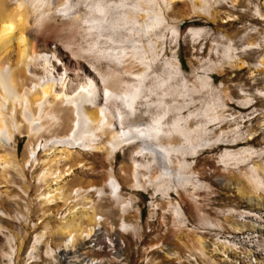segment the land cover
Masks as SVG:
<instances>
[{
	"label": "bare ground",
	"instance_id": "6f19581e",
	"mask_svg": "<svg viewBox=\"0 0 264 264\" xmlns=\"http://www.w3.org/2000/svg\"><path fill=\"white\" fill-rule=\"evenodd\" d=\"M45 2L0 0V231L6 230L8 217H18L22 198L30 211L40 214L26 227L27 235H15L7 228L3 239L10 250L1 253L0 258L19 263L27 236L33 231L34 243L26 257L38 259L37 249L44 246V258L48 260L44 264H51L56 254H70L77 262L81 258L77 248L95 233L107 241V252L114 258V246L120 251L128 244L119 233L133 232L136 227L126 220V207L131 201L120 195L121 187L150 189L153 196L168 203L173 215L183 219V212L169 201L167 191L186 194L188 187L203 185L194 179L195 168L187 159H195L201 148L223 142L227 133L220 132L209 141L212 132L207 128L233 118L222 113L221 82L211 88L210 74H192L184 79L174 56L163 60L166 71L163 67L156 72L149 46H158L161 51L164 31L172 43L176 42L178 28L186 20L200 17L207 26L189 27L186 35L194 43L199 37H211L215 31L220 34L226 44H221L224 49L220 59L212 65L215 74L223 75L226 70L264 69V36L258 43L250 37L244 45V50L263 52L258 64L235 56L239 52L235 48L239 30L233 28V14L237 13L236 19L242 17L235 9L240 0H84L87 11L83 15L71 11L75 5H69V0H56V7L69 14V25L83 21L94 33L95 39L84 50L74 48L67 38L44 37L42 30L51 27L46 24L50 6ZM224 7L228 9L223 11ZM257 18L263 19L259 11L249 16L251 22ZM221 19L225 25H217L215 31L208 25ZM120 29L131 35L129 42L116 39L114 33ZM216 47L209 45L214 55ZM200 50H195V55ZM254 80L264 81V77ZM195 86L212 91L211 100L196 102L192 98L198 91L193 89ZM254 96L264 98V93L257 91ZM238 131L235 133L241 141L253 136ZM21 138L25 139L22 148ZM118 152L122 159L115 171ZM260 156L264 157L263 149L224 150L218 162L238 176L219 177L218 181L249 207L264 209V163L245 164ZM162 182L172 183L173 187L163 189ZM113 201H119L118 211L112 208ZM243 215L261 218L254 213L227 211L224 222L232 233L262 231L248 225L241 219ZM56 216L58 219L53 220ZM208 225L204 227L221 230L220 225ZM241 236L244 240L253 238ZM214 241L210 250L207 247L211 244L201 235L193 237L195 248L191 254L195 263L201 259L210 262L217 254L235 255L230 241ZM169 250L166 248V253ZM238 254L246 256L244 251Z\"/></svg>",
	"mask_w": 264,
	"mask_h": 264
},
{
	"label": "rangeland",
	"instance_id": "374dc122",
	"mask_svg": "<svg viewBox=\"0 0 264 264\" xmlns=\"http://www.w3.org/2000/svg\"><path fill=\"white\" fill-rule=\"evenodd\" d=\"M43 1H46L45 3L49 4L50 6L48 10L49 12H47L49 15L47 14L48 18L46 24H51V27L46 30L45 28L42 30L44 31V37L46 39L67 38L72 42L74 48H83L85 50L86 47L91 44L93 38L95 39L94 33H91L87 30V27L83 21L79 24H74L75 26L69 25L66 19L69 14H67V12L64 13L61 11L60 6L56 7V0ZM240 2V6H236L235 9L238 13L242 14V17L240 19H236L235 17L237 13L233 14V28L239 30V33L237 36H235V48L239 52L236 53L235 56H242V59H244L243 61L245 62L258 64L261 61L263 52L259 49L244 50V45L250 37L252 38L253 42L255 41V43L262 41V36H264V0H240ZM68 3L69 5H75L71 10L73 12L76 11L78 14L83 15L82 13L85 14L87 11L84 0H69ZM226 9L228 8L224 7L223 11ZM255 11H259L263 19L259 20L257 18L255 21L251 22L249 16L255 15ZM225 22L226 21H224V19H221L214 23H208V25L215 31L217 25H225ZM204 26L207 25L200 17H193L190 21L186 20L184 25H181L178 28L177 39L176 42L173 43L169 38V34L164 31L163 37H165L164 39L162 37V50L159 51L158 46L154 49L151 45V41L149 44L151 45L149 46L151 48H149V53L151 51L150 54L151 57L153 56V59L150 57L149 58L152 59V65H154L153 67L156 72H159L163 67V70L166 71V65L164 66L163 60L171 59L174 56L177 58L179 68L183 73L184 79H188V76L192 74H197L198 76L210 74V83L213 86H211V88H215V86L221 82L223 87L220 91L223 93L220 92L219 100L222 105L224 102V107H222L224 110H222V113L225 114V117L227 115V117H229L230 115L233 118L229 120L227 119L223 121V123L221 122V124L219 122L214 125H209L207 130H211L210 132H212V134L209 133L207 139L210 138L209 141H214L220 132L227 134L223 135V142L220 140L221 143L217 141L218 143H213L210 148H201L197 151V156L195 159H187V162H191L192 166L195 168V173L193 174V176H195L194 179L203 185H201L199 188L197 187L196 189L195 187H188L186 194L180 192L176 195V193H173L171 189L167 191L169 195V201H171V203H175V205L177 204V208L183 212V215L185 216L183 219H180V216L178 218L177 216L173 215L170 211V208L168 209V203L165 200L159 199L160 196L158 195L153 196V191L150 189L135 191L130 190L128 187H121L120 195L125 198L127 202L131 201L130 206L128 205L126 207V211L129 215L126 220L129 224L136 225V227L135 231L133 232L129 231L119 233L121 239L124 240V242L127 241L128 244L125 245V247H122L120 251L117 250L116 246H114L113 251L116 252V257H111L113 260L107 258L109 260V264H115L114 260L119 259H122L126 264H144L142 262L144 252L142 251L141 247H148L157 243L164 245L165 248H170L168 253H179L182 250H188L194 253L195 247H193V243L191 242L195 235H201L204 239H206L207 242H209L207 244H211L210 247H207L210 250L212 249L211 242H215L214 240L218 239L219 242L230 241L231 245L233 244L235 246L234 250H232V253L234 252L236 255L228 256L226 254L225 256L227 257H225L222 254H217L210 262H206L201 259L196 264H264V256H262L264 254V209L249 207L243 200L238 198L235 193L233 194V191H231L228 187L223 186L218 181L219 177H224L226 179L231 178L232 176H238V174L233 173V170L229 171V169L223 168V166L218 162V156L224 150L236 151L240 148L247 147L254 150H264V98L254 96L257 91L264 93V81L254 80V77H264V69H259L258 71L256 70L253 72V70L249 71L248 69L243 68L236 72L226 70L223 75L215 74L213 72L214 69L212 64L220 59L221 52L224 49V45L221 46V44H226L223 40H220V34L215 31L213 33L214 35L211 37H199L194 43L191 41V38L186 35L189 27L196 28ZM122 30L120 29L118 34H116L117 30L115 31L114 35L116 39L122 41L124 39L125 42H129L131 35L129 34V36L126 31L125 34L124 30ZM227 31H229V33L231 32L230 29ZM104 33L107 35V31H104ZM102 43L104 42L102 41ZM210 44L218 46V48L216 47L215 49V55L209 51ZM101 45L102 44H100V46ZM220 46L222 48H220ZM198 49H201V53L195 55V50ZM152 52L154 53L152 54ZM157 54H160V56H157ZM228 54L233 55V52H228ZM155 55L157 58L156 61ZM195 58L196 60H194ZM251 72H253L254 75L251 76ZM187 88L190 90L191 87L186 86L185 89ZM195 88L198 91L192 94V98L196 102L206 103L207 101L211 100V97L213 96L212 91H209V89L207 90V88L206 90L201 88V91L198 86H195L193 89L195 90ZM247 100L251 101L246 103ZM236 126H238L236 131L239 130V133H244L245 135L253 134L252 138L246 141H241L236 135V131H233ZM205 138L206 137L204 136V139ZM24 141L25 139H20L21 144L19 143V147L22 148ZM117 158L118 159L115 160L113 164L115 171L118 170L122 159V154L120 152L117 153ZM250 161L264 163V157H252L248 160V162L246 161L245 164L251 165ZM228 166L232 167L233 164L231 163ZM163 184L165 183H160L163 189H165L167 185L173 187L172 183H169L170 185ZM150 199L154 201V205H156L155 209H149L146 207V201H149ZM20 205V214L17 215L20 218L18 219V217H8L10 219H7L8 227L6 226V230L8 228L13 232V234H17L22 237L29 233L26 227L29 228L32 222H36V220L40 217V214L37 212L34 213L30 211L29 208H27V200L25 198L21 199ZM119 205V201H113L111 203V206L115 211H118ZM229 210L259 215L261 220L255 216L249 217L245 215H243L241 219L246 220L248 225L250 223V225H256L260 227L262 231L255 233L253 230L246 229L241 232L240 235L232 233L224 222V215ZM54 217H52L53 220L58 219L57 216L56 218ZM231 218L237 219L238 216H231ZM205 224L220 225L221 230L218 231L209 229L207 228L209 225L204 227ZM192 228H195V230ZM188 229H190V231H188ZM6 230H2L3 232L0 231V254H6L10 250L9 246L3 239V233L7 234ZM198 231H203L204 233L199 234ZM35 232L36 231H33V234L30 233L27 236V243L24 247V252L21 254V259L19 263L17 262L14 264H44L46 261H48L44 258V252L46 250L44 246H40L37 249L38 253L35 255L38 257V259L26 257V253H29L33 246ZM37 233L40 232L38 231ZM241 235L246 237L252 236L253 238L244 240L242 239ZM179 239L181 240L182 244L179 243ZM237 248L239 249L237 250ZM238 251H244L246 256L243 257L242 255L238 254ZM161 252L155 251L152 253V263L178 264L175 258L176 254H168L166 251ZM255 253L258 255H255ZM252 254L254 257L250 256ZM171 255L174 256V259H172L173 257ZM3 258L2 260L0 258V264H13L11 261L6 260V257Z\"/></svg>",
	"mask_w": 264,
	"mask_h": 264
},
{
	"label": "built area",
	"instance_id": "2783aa9c",
	"mask_svg": "<svg viewBox=\"0 0 264 264\" xmlns=\"http://www.w3.org/2000/svg\"><path fill=\"white\" fill-rule=\"evenodd\" d=\"M153 206L154 201H152V199L146 201L147 208L153 209ZM98 229L99 228L95 229V231L98 232ZM107 245V241L105 239H102L99 234H91L89 237L85 238V240L82 242V246H80V248H77V253L81 254V258H79L77 262L72 257H70V254H56V256L54 257L55 259L51 262V264H109L108 259L112 258L107 252ZM141 249L144 252L142 260L144 264H155L152 263L153 252L166 251L165 246L161 245L160 243L153 244L152 246L148 247H141ZM113 253H115L116 257V252ZM175 258L178 264H196L193 255L188 250H182L181 252L176 253ZM114 261L115 264H126L122 259Z\"/></svg>",
	"mask_w": 264,
	"mask_h": 264
}]
</instances>
